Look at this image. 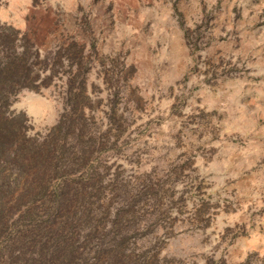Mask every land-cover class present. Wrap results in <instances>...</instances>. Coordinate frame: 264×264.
<instances>
[{
	"label": "rangeland",
	"instance_id": "rangeland-1",
	"mask_svg": "<svg viewBox=\"0 0 264 264\" xmlns=\"http://www.w3.org/2000/svg\"><path fill=\"white\" fill-rule=\"evenodd\" d=\"M22 54L37 81L6 115L75 190L92 154L88 213L131 264H264V0H0V64ZM67 120L81 137L51 136ZM23 164L0 167L9 207L36 182Z\"/></svg>",
	"mask_w": 264,
	"mask_h": 264
},
{
	"label": "trees",
	"instance_id": "trees-1",
	"mask_svg": "<svg viewBox=\"0 0 264 264\" xmlns=\"http://www.w3.org/2000/svg\"><path fill=\"white\" fill-rule=\"evenodd\" d=\"M15 60L0 64V167L2 163L14 160L20 171L24 169L23 163L26 162L38 165V169L35 175L36 182L26 184L24 191L11 207L7 203V198L12 197L11 187L3 182L0 175V258L3 254H8L6 259L3 258L4 262L0 260V264H131L135 262L136 255L126 251L129 237L111 236V231L100 235L101 219L88 213L89 206L86 207L85 201L90 198L96 183L92 181L95 174L93 169L87 167L92 154L81 153L79 160L72 158L69 164V167L82 164L88 168L86 174L81 175L87 182L91 181V188L86 187V182L82 184V188L75 190L70 184L75 180L72 171L60 168L59 165L55 166L48 150H43L42 154L38 155L35 144L30 143L31 140L25 135H21L24 123L19 120L20 118L6 115L9 98L21 88H33V84L37 81L30 78L31 71L25 63L24 54L15 55ZM85 129L84 125L78 129L75 124L70 125L69 120L62 121L51 136L59 134L68 138L75 132L77 137H81L80 134H83ZM66 150V147L62 148V156L65 155ZM54 174L60 177L61 182L50 186L49 179ZM98 191L100 192L99 188L95 192ZM38 202L44 208L43 214L37 210ZM83 206L85 208L81 211L80 208ZM16 214H19L17 219L9 224L8 218ZM118 221L113 223L112 231H117L115 229ZM92 223L97 230L92 228V231L85 234V238L91 243V238L100 236L97 248L93 252L80 250L77 246L80 238L78 229ZM8 229H11L10 233L7 232ZM18 248L22 250L21 253L18 252Z\"/></svg>",
	"mask_w": 264,
	"mask_h": 264
}]
</instances>
